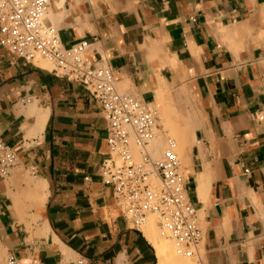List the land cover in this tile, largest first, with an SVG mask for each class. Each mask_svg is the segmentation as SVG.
<instances>
[{
    "label": "crops",
    "instance_id": "obj_1",
    "mask_svg": "<svg viewBox=\"0 0 264 264\" xmlns=\"http://www.w3.org/2000/svg\"><path fill=\"white\" fill-rule=\"evenodd\" d=\"M50 3L63 46L88 41L86 60L179 140L198 256L264 264V0ZM107 124L84 87L0 46V140L18 155L0 176V264H159L100 176Z\"/></svg>",
    "mask_w": 264,
    "mask_h": 264
},
{
    "label": "built area",
    "instance_id": "obj_2",
    "mask_svg": "<svg viewBox=\"0 0 264 264\" xmlns=\"http://www.w3.org/2000/svg\"><path fill=\"white\" fill-rule=\"evenodd\" d=\"M50 0H0V46L26 63L45 61L53 72L78 83L100 103L107 119L110 154L99 169L124 215L136 229L156 216L163 235L177 252L207 264L198 256L202 231L196 207L187 199L177 143L167 138L161 157L154 155L159 115L132 95L120 92L106 67L89 63L90 43L63 46L58 30L47 21ZM18 155L0 140V176L17 165ZM8 264H19L14 258ZM76 264H90L80 257Z\"/></svg>",
    "mask_w": 264,
    "mask_h": 264
},
{
    "label": "bare ground",
    "instance_id": "obj_3",
    "mask_svg": "<svg viewBox=\"0 0 264 264\" xmlns=\"http://www.w3.org/2000/svg\"><path fill=\"white\" fill-rule=\"evenodd\" d=\"M186 132L187 131H185V134H186ZM154 143H155L154 144L155 146L153 148L154 155L157 157H160L164 151V139L161 140V138L160 139L158 138ZM154 221H155L154 219L149 221L150 224H147V226H146L147 228L145 227L146 228L145 233H147V235H148L149 239L151 240L154 248L156 249V253H157L156 255L158 256L159 264H188L187 262H184L183 260H181L180 256L178 257L174 253V250H176V249H174L175 247L174 248L172 247V244L170 243L171 241L169 242L168 240H164V239L162 240L159 238V236H161V233L159 231L160 229L157 228V225ZM156 229H158L160 234L156 231ZM165 237H166V235H165Z\"/></svg>",
    "mask_w": 264,
    "mask_h": 264
},
{
    "label": "rangeland",
    "instance_id": "obj_4",
    "mask_svg": "<svg viewBox=\"0 0 264 264\" xmlns=\"http://www.w3.org/2000/svg\"><path fill=\"white\" fill-rule=\"evenodd\" d=\"M46 63V65L48 66V67H51V65L49 64V63H47V62H45ZM162 125H163V127H164V129L167 131V135H163L162 134V138L164 139V149H165V147H166V139L167 138H172V139H174L175 141H176V143H177V153L179 154V156H180V153H179V147L178 146H180V144L177 142V140H176V138H175V136H174V134L172 133V129L171 128H169V127H167L166 125H165V123L162 121ZM159 135H160V133H159ZM160 138V137H159ZM155 144V143H154ZM155 146V145H154ZM161 157V156H160ZM152 219H154L155 221V223L157 224L158 223V219H157V217L156 216H152V217H150V219H149V221L150 220H152ZM149 221H148V223L147 224H150L149 223ZM147 226V225H146ZM146 226H144V229L146 230ZM146 227V228H145ZM158 228V227H157ZM159 229V228H158ZM158 229H156V231L159 233V231H158ZM160 233H161V231H160ZM159 233V234H160ZM159 236V235H158ZM159 238L160 239H164V240H168L171 244H172V247L174 248V249H176V250H174V253L179 257L180 256V259L181 260H183L184 262H187L188 264H194V259L193 258H189V257H185V256H182V255H180L178 252H177V250H178V247H177V245H176V243H175V241L173 240V239H171V238H169V237H165V235H162V233H161V236H159ZM186 260V261H185Z\"/></svg>",
    "mask_w": 264,
    "mask_h": 264
}]
</instances>
